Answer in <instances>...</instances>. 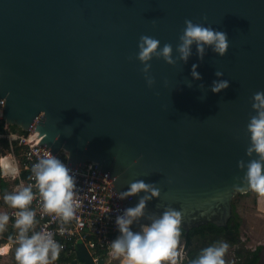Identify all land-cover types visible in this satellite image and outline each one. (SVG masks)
<instances>
[{"label": "water", "instance_id": "1", "mask_svg": "<svg viewBox=\"0 0 264 264\" xmlns=\"http://www.w3.org/2000/svg\"><path fill=\"white\" fill-rule=\"evenodd\" d=\"M186 19L225 32L227 53L206 47L201 60L193 44L187 62L180 60ZM141 35L161 48L170 43L176 60L149 61L151 87L136 58ZM215 80L229 87L213 93ZM258 91L264 0H0L5 121L27 130L41 114L33 135L53 154L65 151L69 166L97 162L119 193L136 180L157 187L159 197L133 224H148L170 206L185 230L228 225L234 195L248 191L236 187H246L238 161L256 158L246 149ZM144 195L124 198L126 207ZM76 254L92 264L82 241Z\"/></svg>", "mask_w": 264, "mask_h": 264}, {"label": "clouds", "instance_id": "2", "mask_svg": "<svg viewBox=\"0 0 264 264\" xmlns=\"http://www.w3.org/2000/svg\"><path fill=\"white\" fill-rule=\"evenodd\" d=\"M184 23L185 27L176 46L180 60L187 62L193 44L196 45L201 60L206 47L211 48L219 56L227 53L229 42L225 32L194 23L190 19H186ZM138 48L136 58L144 65L141 71L145 74L149 87L155 82L154 77L150 75L149 63L153 57L163 58L168 64H176L170 43H165L161 48L160 40L141 35ZM197 67L196 64L192 65L191 75L199 80L202 77L196 71ZM215 75L222 76L223 73L216 71ZM228 87V80H215L211 91L219 93ZM252 108L255 115L250 117L247 124L250 144L246 149V155L253 157L255 154L256 158L249 159L247 163L244 160L238 161V167L246 169L242 178L246 187H236L251 190L264 197V91L253 94ZM32 171L42 205V214L54 215L62 224H68L76 218V210L80 206L74 191L76 183L66 164L55 155L46 154L33 164ZM140 192L146 195L141 197L134 207L126 208L123 215L116 217L119 235L110 242L111 255L114 259L120 260L121 264H182L187 258L180 242L182 213L170 206L166 207L159 217L150 215L148 218L151 222L141 225L139 231H134L133 223L145 215L147 202L159 197L160 190L153 184L136 180L129 185L127 191L119 194V197L124 199ZM3 199L11 208L18 209L14 222V228L18 230L16 238L18 247L15 252L17 264H54L59 259L62 245L54 239L52 232L33 230L37 223L36 212L30 207L36 199L33 186L30 184L13 193H6ZM9 219L7 213H0V233L6 230ZM63 231L61 227L60 233L63 234ZM228 248L227 242L213 243L202 248L196 258L188 260V264H226L224 257Z\"/></svg>", "mask_w": 264, "mask_h": 264}, {"label": "built area", "instance_id": "3", "mask_svg": "<svg viewBox=\"0 0 264 264\" xmlns=\"http://www.w3.org/2000/svg\"><path fill=\"white\" fill-rule=\"evenodd\" d=\"M5 104V97L0 96V121H5ZM40 117L41 114L34 119L25 132L0 133V136H7L23 147L19 162H16L14 155L5 162L0 157L1 170L5 174L27 171V184L33 186V192L36 194V199L30 206L36 212L37 223L33 230L52 232L54 239L62 245L59 259L54 264H86L78 260L76 254L79 241H82L91 253L92 264H110L107 260L111 253L110 242L119 235L115 220L117 216L123 215L127 208L125 201L119 197L120 193L116 190L113 179L99 170L97 162L86 161L84 165L69 166L68 159L63 160L60 157L61 152L53 154L41 145L33 135ZM5 125L8 126L6 121ZM46 154H52L61 159L71 170L70 175L75 178L76 188L74 191L80 206L76 210V218L68 224H62L59 218L54 215L42 214V205L38 189L35 187L32 166ZM17 212L18 209L10 210V218L13 222H15ZM61 227L64 229L63 234L60 233ZM104 250H108V255Z\"/></svg>", "mask_w": 264, "mask_h": 264}, {"label": "rangeland", "instance_id": "4", "mask_svg": "<svg viewBox=\"0 0 264 264\" xmlns=\"http://www.w3.org/2000/svg\"><path fill=\"white\" fill-rule=\"evenodd\" d=\"M11 153L15 156L13 150L0 146V157ZM17 161L19 162L18 157ZM19 180H21L20 177ZM233 202L236 215L231 217L230 227L240 240L241 255L236 251L235 245L228 243L229 248L224 257L226 264H239V262L246 264L247 253L251 249L256 250L259 254L255 260L251 261V264H264V197L248 190L247 192L236 193ZM181 247L183 248L182 245ZM184 253L187 256V252L184 251ZM12 259L14 260L15 257L13 256ZM107 260L121 264V261L114 259L111 253ZM182 264L185 263L182 262Z\"/></svg>", "mask_w": 264, "mask_h": 264}, {"label": "trees", "instance_id": "5", "mask_svg": "<svg viewBox=\"0 0 264 264\" xmlns=\"http://www.w3.org/2000/svg\"><path fill=\"white\" fill-rule=\"evenodd\" d=\"M9 131H18V132H25L22 128H20L17 125H5V121H0V133H7ZM0 146L6 147L8 149L13 150L15 155L21 159L23 147L15 140H10L7 136H0ZM60 157L63 160H67V153L65 151H61ZM23 178H27V171L23 170L22 172ZM236 215L234 202H233V216ZM231 219L226 226H219L215 223H206L201 224L199 226H195L189 230H185L184 228H181V238L180 242L181 245L184 248V251L187 252V258L183 261L185 264H188V260L196 258V256L199 254L200 250L204 247H207L213 243L224 241L230 244H233L236 246V251L240 253V240L237 236V234L231 229ZM142 224H133L132 229L134 231H139L140 226ZM16 234V233H15ZM15 235H13L14 237ZM16 252V250H15ZM105 254L108 255V250H104ZM258 252L254 249L249 250L247 253V261L246 264H251V261L253 259L255 260L258 256ZM13 264H17V261L14 259ZM111 264H119L118 262H110ZM240 264V262H239ZM245 264V262H244Z\"/></svg>", "mask_w": 264, "mask_h": 264}, {"label": "crops", "instance_id": "6", "mask_svg": "<svg viewBox=\"0 0 264 264\" xmlns=\"http://www.w3.org/2000/svg\"><path fill=\"white\" fill-rule=\"evenodd\" d=\"M11 156L13 155L12 154L6 156L2 155L1 159H6V158L10 159ZM14 157L16 162H18L17 156L15 155ZM22 172L23 170L20 171V173H16V174H5L2 172L0 167V213H7L9 217H10V210L12 208L4 202L3 197L6 193H13L22 187L28 186L27 178H23ZM19 177L21 178V180H19ZM17 233L18 230L14 228V222L10 218L8 225L6 226V230L0 233V264L14 263L12 257L13 256L15 257V250L18 247V244L16 243ZM13 235L15 236L13 237Z\"/></svg>", "mask_w": 264, "mask_h": 264}, {"label": "bare ground", "instance_id": "7", "mask_svg": "<svg viewBox=\"0 0 264 264\" xmlns=\"http://www.w3.org/2000/svg\"><path fill=\"white\" fill-rule=\"evenodd\" d=\"M8 157H10V156H8ZM2 160L5 162L6 160H10V159L9 158H6V159H2ZM4 248H3V250H4Z\"/></svg>", "mask_w": 264, "mask_h": 264}, {"label": "flooded vegetation", "instance_id": "8", "mask_svg": "<svg viewBox=\"0 0 264 264\" xmlns=\"http://www.w3.org/2000/svg\"><path fill=\"white\" fill-rule=\"evenodd\" d=\"M240 243V242H239Z\"/></svg>", "mask_w": 264, "mask_h": 264}]
</instances>
